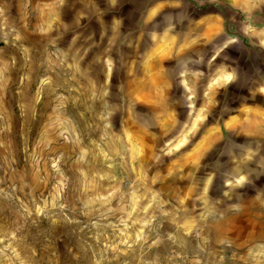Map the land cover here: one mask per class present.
Masks as SVG:
<instances>
[{"label":"rangeland","instance_id":"obj_1","mask_svg":"<svg viewBox=\"0 0 264 264\" xmlns=\"http://www.w3.org/2000/svg\"><path fill=\"white\" fill-rule=\"evenodd\" d=\"M139 3L0 0V264H264V139L217 128L264 58L225 48L210 100L179 62L157 90Z\"/></svg>","mask_w":264,"mask_h":264},{"label":"crops","instance_id":"obj_2","mask_svg":"<svg viewBox=\"0 0 264 264\" xmlns=\"http://www.w3.org/2000/svg\"><path fill=\"white\" fill-rule=\"evenodd\" d=\"M137 1L140 5L131 12L132 32L137 40H146L137 66L140 73L150 75L141 81L150 80L157 90L170 88L166 84L169 64L179 62L177 72L183 81L187 77L188 89L209 73L204 94L210 100L215 90L239 78L236 64L221 56L225 48L238 43L244 46L241 62L257 55L264 58V0ZM119 10L130 12L126 6ZM120 13L119 25L126 23L125 12ZM253 85L233 111L217 119L219 133L255 142L264 139V84L256 81Z\"/></svg>","mask_w":264,"mask_h":264}]
</instances>
